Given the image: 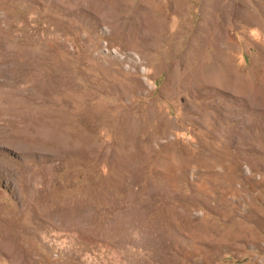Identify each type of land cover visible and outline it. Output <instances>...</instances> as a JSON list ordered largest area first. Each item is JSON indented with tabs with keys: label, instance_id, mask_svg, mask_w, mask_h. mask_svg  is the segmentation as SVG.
Masks as SVG:
<instances>
[{
	"label": "rangeland",
	"instance_id": "rangeland-1",
	"mask_svg": "<svg viewBox=\"0 0 264 264\" xmlns=\"http://www.w3.org/2000/svg\"><path fill=\"white\" fill-rule=\"evenodd\" d=\"M0 264H264V0H0Z\"/></svg>",
	"mask_w": 264,
	"mask_h": 264
}]
</instances>
